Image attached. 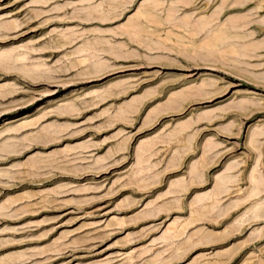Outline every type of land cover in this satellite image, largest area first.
Here are the masks:
<instances>
[{
    "label": "rangeland",
    "instance_id": "1",
    "mask_svg": "<svg viewBox=\"0 0 264 264\" xmlns=\"http://www.w3.org/2000/svg\"><path fill=\"white\" fill-rule=\"evenodd\" d=\"M184 1L0 0V264H264V0Z\"/></svg>",
    "mask_w": 264,
    "mask_h": 264
},
{
    "label": "bare ground",
    "instance_id": "2",
    "mask_svg": "<svg viewBox=\"0 0 264 264\" xmlns=\"http://www.w3.org/2000/svg\"><path fill=\"white\" fill-rule=\"evenodd\" d=\"M183 1H184V0H183ZM184 2H185V1H184ZM205 3H206V2H205ZM258 3H259V2H258ZM162 4H163V3H162ZM230 4H231V3H230ZM154 5H155V4H154ZM159 6H160V5H159ZM205 6H206V5H205ZM153 7H154V6H153ZM207 8H208V7H207ZM219 8H220V7H219ZM160 10H161V9H160ZM176 12H177V11H176ZM174 13H175V12H174ZM172 14H173V13H172ZM218 14H219V13H218ZM141 16H142V15H141ZM214 16H215V14H214ZM233 17H234V16H233ZM171 18H173V17H171ZM185 18H186V16H185ZM207 18H208V17H207ZM174 19H175V18H174ZM181 19L183 20V18H181ZM227 19H228V18H227ZM138 20H139V19H138ZM198 20H199V19H198ZM233 20H234V19H233ZM233 20H232V21H233ZM236 20H237V19H236ZM228 21H229V20H228ZM237 21H238V20H237ZM239 21H241V20H239ZM132 22H133V21H132ZM132 22H131V24H132ZM135 22H136V21H135ZM188 22H189V21H188ZM194 22H195V21H194ZM166 23H167V22H166ZM183 23H184V22H183ZM190 23H192V22H190ZM204 23H205V22H204ZM206 23H207V22H206ZM221 23H223V22H221ZM184 24H185V23H184ZM201 24H202V22H201ZM192 25H193V24H192ZM206 25H207V24H206ZM215 25H216V24H215ZM240 25H241V24H240ZM134 26H135V25H134ZM184 26H185V25H184ZM185 27H186V26H185ZM199 27H200V26H199ZM201 27H202V26H201ZM196 28H197V27H196ZM208 28H209V26H208ZM235 29H236V28H235ZM235 29H234V30H235ZM238 29H240V28H238ZM208 30H209V29H208ZM206 31H207V30H206ZM240 31H241V30H240ZM184 32H185V31H184ZM188 32H189V31H188ZM236 33H237V32H236ZM197 34H198V33H197ZM215 34H216V33H215ZM184 35H185V34H184ZM216 35H217V34H216ZM246 35H247V34H246ZM213 36H214V35H213ZM210 37H211V36H210ZM217 38H218V37H217ZM249 38H250V37H249ZM210 39H211V38H210ZM219 39H220V38H219ZM158 40H159V39H158ZM213 40H215V39H213ZM236 40H237V39H236ZM149 42H150V41H149ZM156 42H157V41H156ZM209 42L211 43V40H210ZM204 43H205V42H204ZM233 43H234V42H233ZM238 43H240V42H238ZM243 43H244V42H243ZM243 43H242V44H243ZM154 44H155V43H154ZM229 44H230V46H232V45H231L232 43L229 42ZM155 45H156V44H155ZM158 45H159V44H158ZM196 45H197V44H196ZM226 45H227V44H226ZM236 45H237V44H236ZM236 45H235V46H236ZM222 46H223V45H222ZM233 46H234V45H233ZM244 46H245V45H244ZM246 46H247V45H246ZM246 46H245V47H246ZM219 47H220V46H219ZM240 47H243V46L240 45ZM158 48H159V47H158ZM161 48H162V47H161ZM252 48H253V47H252ZM153 49H154V48H153ZM242 49H243V48H242ZM242 49H241V51H242ZM250 49H251V47H250ZM155 50H156V48H155ZM157 50H158V49H157ZM162 50H163V49H162ZM211 50H212V49H211ZM239 50H240V49H239ZM253 50H254V49H253ZM255 50H256V49H255ZM205 51H206V50H205ZM205 51H204V52H205ZM208 51H209V50H208ZM214 51H215V50H213L212 52L214 53ZM217 51H218V50H217ZM220 51L222 52L223 50H220ZM224 51H226V50L224 49ZM227 51H228V50H227ZM227 51H226V52H227ZM236 51H238V50H236ZM209 52H210V51H209ZM242 52H244V51H242ZM248 52H249V51H248ZM253 52H254V54H255V51H252V53H253ZM191 53H192V52H191ZM191 53H190V54H191ZM200 53H201V51H200ZM234 53H235V52H234ZM238 53H239V52H238ZM245 53H246V51H245ZM249 53H250V55H251V52H249ZM186 54H187V53H186ZM207 54H208V53H207ZM193 55H194V54H193ZM205 55H206V54H205ZM230 55H232V54H230ZM235 55H236V54H235ZM237 55H238V54H237ZM241 55H244V56H245V54H241ZM187 56H188V55H187ZM208 56H210V55L208 54ZM211 56H212V55H211ZM205 57H206V56H205ZM205 57H204V58H205ZM213 57H214V56H213ZM220 57H221V56H220ZM236 57H237V56H236ZM239 57H240V56H239ZM252 57H253V56H252ZM193 58H194V57H193ZM196 58H197V57H196ZM201 58H202V57H201ZM218 58H219V57H218ZM247 58H248V57H247ZM190 59H191V58H190ZM198 59H199V58H198ZM205 59H206V58H205ZM212 59H213V58H212ZM220 59H221V58H220ZM235 59H236V58H235ZM241 59H242V57H241ZM199 60H201V59H199ZM237 60H238V59H237ZM206 61H207V60H206ZM243 61H244V59H243ZM207 62H208V61H207ZM211 62H212V61H211ZM214 62H215V61H214ZM214 62H213V63H214ZM241 62H242V61H241ZM225 63H226V62H225ZM239 64H240V63H239ZM243 64H244V62H243ZM246 64H247V62H246ZM236 65H237V64H236ZM239 66H240V65H239ZM241 66H242V65H241ZM249 66H250V65H249ZM249 66H248V67H249ZM237 68H238V67H237ZM244 69H246V68H244ZM248 69H249V68H248ZM242 71H243V70H242ZM248 73H249V72H248ZM249 74H250V73H249ZM263 75H264V74H263ZM263 77H264V76H263ZM255 78H256V77H255ZM257 79H258V78H257ZM210 83H211V82H210ZM211 84H212V83H211ZM200 85H201V84H200ZM203 85H204V84H203ZM203 85H202V86H203ZM206 85H208V84H206ZM214 85H215V84H214ZM212 86H213V85H212ZM205 87H206V86H205ZM207 87H208V86H207ZM199 89H200V88H199ZM201 89H202V87H201ZM201 89H200V90H201ZM213 89H214V88H213ZM219 89H220V88H219ZM200 90H199V91H200ZM202 90H203V89H202ZM206 92H207V91H206ZM187 93H188V92H187ZM195 93L198 94V92H195ZM202 94H203V93H202ZM209 94H210V93H209ZM198 95H199V94H198ZM184 96H185V95H184ZM196 96H197V95H196ZM201 97H202V96H201ZM184 98H185V97H184ZM177 99H179V98H177ZM182 99H183V98H182ZM252 99H253V98H252ZM250 103H252V102H250ZM241 105H242V104H241ZM254 105H255V104H254ZM254 105H253V106H254ZM250 106H251V105H250ZM232 107H233V106H232ZM246 107H247V106H246ZM238 108H240V107H238ZM242 108H243V107H242ZM242 108H241V110H242ZM245 110H246V109H245ZM256 134H257V133H255V134H253V135H256ZM250 135L253 136L252 134H250ZM254 137H255V136H254ZM258 137H259V136H258ZM249 138H250V137H249ZM249 140H250V139H249ZM249 142H250V141H249ZM252 142L254 143V141H252ZM254 144H256V143H254ZM143 149H144V148H143ZM258 149H259V148H258ZM258 173H259V172H258ZM199 176H200V175H199ZM259 177H260V176H259ZM259 177H258V178H259ZM251 178H252V177H251ZM253 178H254V177H253ZM225 179H226V177H225ZM261 179H262V177L259 178V181H262V180H263V183H264V179H262V180H261ZM252 180H253V179H252ZM255 180H256V179H255ZM225 183H226V182H225ZM255 184H256V183H255ZM253 188H254V187H253ZM248 196H249V195H248ZM249 197H250V196H249ZM259 207H260V206H259ZM254 210H255V209H254ZM254 212H255V211H254ZM257 215H258V214H257ZM261 215H262V214H261ZM258 217H259V216H258Z\"/></svg>",
    "mask_w": 264,
    "mask_h": 264
}]
</instances>
